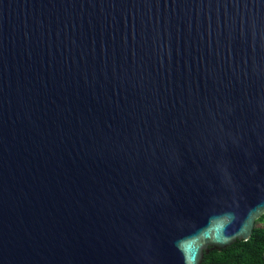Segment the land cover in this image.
Masks as SVG:
<instances>
[{
  "label": "water",
  "instance_id": "1",
  "mask_svg": "<svg viewBox=\"0 0 264 264\" xmlns=\"http://www.w3.org/2000/svg\"><path fill=\"white\" fill-rule=\"evenodd\" d=\"M261 185L264 0H0V264H202Z\"/></svg>",
  "mask_w": 264,
  "mask_h": 264
},
{
  "label": "trees",
  "instance_id": "2",
  "mask_svg": "<svg viewBox=\"0 0 264 264\" xmlns=\"http://www.w3.org/2000/svg\"><path fill=\"white\" fill-rule=\"evenodd\" d=\"M263 221L264 216L257 221L249 240L236 241L223 250L211 249L202 264H264V226H258Z\"/></svg>",
  "mask_w": 264,
  "mask_h": 264
},
{
  "label": "snow or ice",
  "instance_id": "3",
  "mask_svg": "<svg viewBox=\"0 0 264 264\" xmlns=\"http://www.w3.org/2000/svg\"><path fill=\"white\" fill-rule=\"evenodd\" d=\"M223 170H224V174H225V175H227V174L229 173V170H228L227 167H224ZM260 191H261L262 194H264V185H261V186H260ZM184 222H185L184 217L178 218V219L176 220V227H177V228L180 227Z\"/></svg>",
  "mask_w": 264,
  "mask_h": 264
},
{
  "label": "rangeland",
  "instance_id": "4",
  "mask_svg": "<svg viewBox=\"0 0 264 264\" xmlns=\"http://www.w3.org/2000/svg\"><path fill=\"white\" fill-rule=\"evenodd\" d=\"M258 226H264V221L261 223H258Z\"/></svg>",
  "mask_w": 264,
  "mask_h": 264
}]
</instances>
